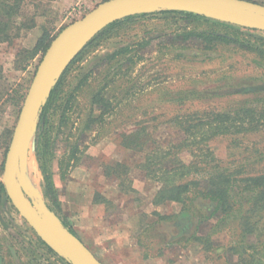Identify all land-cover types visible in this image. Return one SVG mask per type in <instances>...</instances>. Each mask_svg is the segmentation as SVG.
Instances as JSON below:
<instances>
[{
	"label": "rangeland",
	"instance_id": "374dc122",
	"mask_svg": "<svg viewBox=\"0 0 264 264\" xmlns=\"http://www.w3.org/2000/svg\"><path fill=\"white\" fill-rule=\"evenodd\" d=\"M103 1L22 0L20 14L12 25L13 38L0 42V178L23 99L50 42ZM251 1L264 5V0ZM159 11L141 9L138 13L156 14L102 40L70 67L66 83L70 82L71 87L106 54L125 45L134 53L136 44L144 43L138 56L133 57L134 63H119L121 71L116 77L122 76L123 80L110 88L114 108L105 115L104 123H97L93 130L81 134L76 129L89 107L91 88L84 87L78 93V107L71 114L72 121L75 120L73 127L60 125L59 135L57 127L53 128L55 154L63 162L60 169L57 161L53 163L58 205L43 194L34 135L23 154L18 183L35 201L41 197L62 225L74 231L104 264H234L236 257L227 247L238 239L236 219L213 214L215 203L202 197L188 200L187 217H176L180 210L178 203L154 205L152 198L160 182L148 178L139 164L151 149L169 147L187 136L181 129L182 123L174 122L175 117L179 116L178 121L197 120L207 110L233 112L242 106H252L259 118L254 124L256 129L219 135L207 141L215 161L205 166L200 163L203 169L197 176L212 171V166L237 170L239 180L264 173V57L230 47L205 51L197 43L185 49L172 47L165 34L175 27L193 25ZM31 22L34 25L28 28ZM42 26L52 35L61 29L43 54L30 57L28 50L40 36ZM248 29H242L245 38L256 34L261 37L257 44H264V31ZM177 52L185 57L179 58ZM90 81L96 89L102 84L97 79ZM58 124L56 120L55 125ZM136 128L150 136L140 150L122 144V135ZM72 144L78 149L69 158ZM192 148H184L177 158L186 163L196 161ZM115 162L129 168L124 176V189L119 179L106 177L102 172L103 164ZM239 180L233 195L235 201L245 205L254 193L242 190L244 183ZM255 215L257 232L248 237L255 248L247 253L259 252L257 256L264 264V210ZM196 235H207L212 246L203 247ZM40 240L10 201L0 205V264H70L48 251Z\"/></svg>",
	"mask_w": 264,
	"mask_h": 264
},
{
	"label": "trees",
	"instance_id": "16d2710c",
	"mask_svg": "<svg viewBox=\"0 0 264 264\" xmlns=\"http://www.w3.org/2000/svg\"><path fill=\"white\" fill-rule=\"evenodd\" d=\"M21 3L22 0H0V42H9L13 38L14 35L11 33L12 25L15 22V18L20 14ZM158 13L164 14L166 17L169 15L178 16L193 25L175 27V30L165 34V36H169L170 42L168 44L172 47L185 49L190 44L197 43V46L205 51H213L218 47H230L232 49L255 52L264 57V44H257L261 37L256 34H248L250 38L244 37L245 30L248 31V28H242L188 11L164 9ZM153 14L156 13L129 14L110 22L102 28L68 64L57 84L51 90L47 102L42 107L34 131V152L43 177V194L53 205H58L57 192L53 181V163L57 161L59 169L63 163L55 154L56 142L55 139V143L53 142V128L57 127L56 135H59L61 132L60 125L68 128L73 127L75 120L72 121L71 114H74L75 109L78 107V93L84 87L91 88L88 98L89 107L84 120L81 121L76 129L81 134L93 130L97 123H104L105 115H109L114 108L113 95L110 94V88L115 83L123 80L122 76L116 77L121 71L118 68L120 67L119 63H134L133 57L135 55L138 56V51L144 43L138 42L136 44L137 47L133 48L134 53H131L132 48L129 45H125L106 54L95 67L89 69L82 77L78 78L71 87L69 86L70 82L66 83V76L70 67L80 60L88 49L97 46L102 40L111 37L120 30L140 24L141 21H145ZM33 25V22H31L27 27L31 28ZM41 29V34L34 46L28 50L30 57H34L38 53L43 54L49 42L61 28L54 35L51 34L46 26H42ZM251 38L255 40L252 41ZM176 55L179 58L185 57L182 52H177ZM112 68L113 72L111 71ZM90 78L92 80L97 79L102 84L97 89L96 87L93 88ZM256 113V108L242 106L233 112L207 110L201 112L197 120L178 121L181 119L177 116L174 118V122L182 123V127H180L187 136H184L177 144L174 143L169 147L162 149L157 146L155 149H151L146 153L144 161L139 164L148 178L160 182V186L152 198L154 205L165 202L178 203L180 204V210L176 217H187L188 200L190 201L194 197H202L215 203L213 214L220 213L236 219L238 239L227 247V251L236 257L234 264H262L260 263V256H257L259 252H254L253 250L252 253H247V251L255 248L254 241L248 240L250 235H255L257 232L258 221L255 219V214L258 215L260 211L264 210V173L256 176H246L239 180L236 176L237 170L212 166V171L207 172L204 176L198 177L197 175L203 169L200 163L205 166L210 165L211 161H215L212 152L207 148V141L219 135L231 136L256 129L254 124L259 121V118H256ZM56 120L59 121L58 126L55 125ZM149 137L148 132L136 128L130 133L122 135V144L125 147L140 150L144 143L150 141ZM184 148H192L196 161L186 163L177 158V153ZM77 149V145L72 144L69 158L76 154ZM69 158L68 161L70 160ZM66 166H69L67 162ZM128 169V166L119 162L105 163L102 166V172L106 177L114 176L119 179L121 189H124L123 181ZM64 175L65 171L62 173V176ZM238 180L244 183L241 186V188L243 187L242 190L254 193L253 196L246 199L245 205L234 199L233 191L234 187L237 186ZM102 201L107 202L105 199ZM7 202H9L8 197L0 181V205H4ZM165 217L168 218L169 216ZM65 227L75 234L70 228ZM195 239L207 249L212 246L207 235H196ZM40 242L44 244L41 240ZM46 248L52 252L48 246Z\"/></svg>",
	"mask_w": 264,
	"mask_h": 264
},
{
	"label": "water",
	"instance_id": "95a60500",
	"mask_svg": "<svg viewBox=\"0 0 264 264\" xmlns=\"http://www.w3.org/2000/svg\"><path fill=\"white\" fill-rule=\"evenodd\" d=\"M143 8L188 11L245 28L264 31V5L251 0H105L50 42L39 61L19 111L0 178L8 200L37 236L70 264H104L18 183L21 163L33 139L38 115L72 59L110 22Z\"/></svg>",
	"mask_w": 264,
	"mask_h": 264
},
{
	"label": "crops",
	"instance_id": "0c3cea01",
	"mask_svg": "<svg viewBox=\"0 0 264 264\" xmlns=\"http://www.w3.org/2000/svg\"><path fill=\"white\" fill-rule=\"evenodd\" d=\"M83 242V241H82ZM84 243V242H83ZM85 244V243H84Z\"/></svg>",
	"mask_w": 264,
	"mask_h": 264
}]
</instances>
